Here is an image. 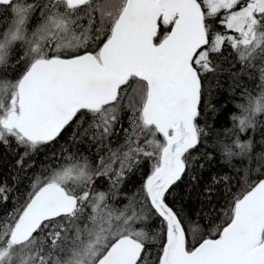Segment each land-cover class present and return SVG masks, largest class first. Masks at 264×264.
<instances>
[{
    "label": "snow or ice",
    "instance_id": "1",
    "mask_svg": "<svg viewBox=\"0 0 264 264\" xmlns=\"http://www.w3.org/2000/svg\"><path fill=\"white\" fill-rule=\"evenodd\" d=\"M0 11V145L19 152L0 176V264H264V0H0ZM256 72L253 96L244 77ZM225 81L246 100L228 143L215 130ZM41 153L49 161L14 196L9 181ZM221 161L227 174H206ZM103 178L108 192L94 187ZM182 187L207 217L176 207Z\"/></svg>",
    "mask_w": 264,
    "mask_h": 264
},
{
    "label": "trees",
    "instance_id": "2",
    "mask_svg": "<svg viewBox=\"0 0 264 264\" xmlns=\"http://www.w3.org/2000/svg\"><path fill=\"white\" fill-rule=\"evenodd\" d=\"M9 23V16L0 11V28L5 27ZM244 82L247 86L248 92L251 93L253 96H258L261 89H260V78L259 73L256 72L254 78H249L248 76L244 77ZM229 82H224V89L221 91L220 95L217 98V106L221 107V112L219 117L215 123V130L219 132V139L223 140L225 143L230 142L231 134L227 133L226 130L233 127V122L229 119L231 114L239 115L241 113V109L238 108L236 105L240 103H246V100L243 96H241V90L237 89L235 94H230L228 90ZM243 139V136L241 137ZM215 134L213 135V140H215ZM63 143V142H61ZM124 143L122 136L120 138H114L112 141V148L113 149H120L121 145ZM15 147V145H13ZM61 145H57L56 150L59 151ZM82 149H90L89 151H83L82 155L88 156L90 159L95 154V149L91 148L90 145H82ZM125 149H121L123 151ZM22 151V150H21ZM19 157V152H14L9 148H6L3 145H0V176L8 177L10 173L13 172L14 168L16 167V161ZM49 155H45L41 153L38 156L32 158L34 167L29 166L27 169L19 173V180H10L9 182L15 186V189L18 191L13 192L14 196H20L29 189L30 182L35 179L37 175L43 170L46 163L49 161ZM217 161H220V156L217 154L216 157ZM118 166V162L117 165ZM146 169L144 167L135 170L133 173L129 174L124 181L123 186L121 187V191L125 193L124 197L114 201V205L123 208L125 204H127V198L131 197L134 192H136L144 178V173ZM228 169L226 166H223L221 162H211L209 166L205 169L206 174L215 175L217 173L227 174ZM97 191L108 192L110 188V184L106 178L97 181V185H95ZM187 189L181 188L179 190V194L177 196V200L179 201L176 204V207H181L183 205V210L185 213H192L195 214L201 210L204 211L205 217H207V204L201 205V203L197 200L195 194L189 198L186 194ZM12 201L11 203H14ZM6 207V206H5Z\"/></svg>",
    "mask_w": 264,
    "mask_h": 264
}]
</instances>
